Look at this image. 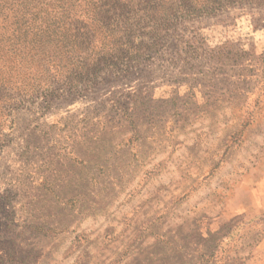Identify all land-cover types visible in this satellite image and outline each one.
Masks as SVG:
<instances>
[{
	"label": "rangeland",
	"instance_id": "1",
	"mask_svg": "<svg viewBox=\"0 0 264 264\" xmlns=\"http://www.w3.org/2000/svg\"><path fill=\"white\" fill-rule=\"evenodd\" d=\"M158 1L0 24V264H264V0H171L221 7L107 51Z\"/></svg>",
	"mask_w": 264,
	"mask_h": 264
},
{
	"label": "trees",
	"instance_id": "2",
	"mask_svg": "<svg viewBox=\"0 0 264 264\" xmlns=\"http://www.w3.org/2000/svg\"><path fill=\"white\" fill-rule=\"evenodd\" d=\"M131 1L133 0H112V1H109V0H0V24L4 23L7 26L10 23V25L13 28L11 33L12 34H15L16 32L19 33L20 32V18L26 17L27 14H29L33 18L35 14H38L40 12V8L38 10L33 9L36 6L42 7L43 5L58 4L59 9L57 13H59L62 17L65 16L67 18L69 17L68 16L69 13L66 11L65 7L72 3L81 4L83 2L91 6H89L90 8H87L84 14H82L81 16L86 17V18H91L93 21L102 20L103 17H107L108 20L113 21L114 19H116V17H120V15L125 14V11L123 10V8L126 2H131ZM223 1H227V0H223ZM234 1L242 2L246 0H234ZM169 3H171V0H159L157 2V7H155V9L161 10L162 16L154 17L155 20H157V23L154 22L150 26L148 25V23L144 24L145 30L149 26V31L147 33L154 38V41H152L151 43H147V42L145 43L144 41L140 40L138 43H135V40L133 39V36H135L133 35L135 33L134 32L135 29L132 28V26L129 24L122 23L120 25V23L118 22L119 29L121 27V29L127 33V37L122 38V39L120 38L113 39L110 42V48H108L107 43L105 42V39L108 36H104L105 33H102L104 37L100 43L102 44L100 45L101 50H102L100 52H103L104 49L107 47L108 48L107 51L109 50L113 52L114 54H116V56L121 54L123 58H125L127 50H131L134 47L137 50L150 52L152 48H154L157 45L159 39L162 38L163 34L166 32L165 31L166 29L161 26V22H163V20L162 21L159 20L161 19V17H164L163 18L164 20L171 19V18L176 19V17L179 15L186 16V15H191V14L210 13L214 9L221 7V5L218 2L217 5L213 3L214 5L184 6L180 9L178 8L175 9L172 4H170L169 6ZM143 9L145 10V8ZM151 9L153 8L146 7L147 12L148 11L151 12ZM166 10H169V13H166ZM50 12H53V11H50ZM50 12L45 11L44 14L45 15L48 14L47 16H49L51 14ZM51 25H52L51 29H50L51 26L48 25L44 28H40V31L43 32L45 30L50 29L49 33H51V32H56L58 28H62V25H57L56 22ZM101 28L103 30L105 29L106 31H108V28L105 25L101 26ZM5 29L6 27H2V26L0 27V62H4V63L7 61L3 55V53H5L4 51L13 52L14 55L20 54V35H13L15 36L13 38L16 39L13 42L8 39L5 40L7 36L5 31L8 32V29L6 30ZM103 57H106V56H104L103 54ZM64 58L66 60L68 59L67 54L64 56ZM109 58L108 57L103 58L102 60H104V62L108 61V64H112V67L116 68V66H118L117 61L114 62L113 59H109ZM8 62L10 61L8 60ZM54 63H56L55 60H54ZM88 80L91 81L92 79L89 78Z\"/></svg>",
	"mask_w": 264,
	"mask_h": 264
}]
</instances>
